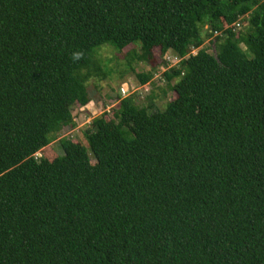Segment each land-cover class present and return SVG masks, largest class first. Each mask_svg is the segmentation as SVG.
Masks as SVG:
<instances>
[{"label":"trees","instance_id":"1","mask_svg":"<svg viewBox=\"0 0 264 264\" xmlns=\"http://www.w3.org/2000/svg\"><path fill=\"white\" fill-rule=\"evenodd\" d=\"M104 46L175 97L51 149ZM0 264H264V0H0Z\"/></svg>","mask_w":264,"mask_h":264},{"label":"rangeland","instance_id":"2","mask_svg":"<svg viewBox=\"0 0 264 264\" xmlns=\"http://www.w3.org/2000/svg\"><path fill=\"white\" fill-rule=\"evenodd\" d=\"M209 46L210 42L206 40L203 47L210 49L211 47ZM133 47L138 50L137 47ZM129 48L124 49L123 52H118L111 46H104L98 50V56L106 63L111 72L105 79L93 78L88 81L87 95L89 102L84 106L76 104L71 108L74 126H65L57 133L50 144L51 149L58 150L57 141L64 136L74 138L75 141H82L86 145L83 136L84 129L88 127L92 118L100 115L103 111H110V108L116 106L117 102H115V99L118 91L122 96L133 95L138 104H146V97L152 91L155 95L154 105L159 109L164 108L165 104L175 97V92L169 88L174 81L167 84L161 79L160 72L166 67L160 64L161 56L158 48L153 50L154 54L151 62H148V64L134 62L132 65L134 72H125V75L120 78L119 74L127 68L124 54ZM196 52L197 49L191 50L192 54ZM165 58L169 59L170 66L177 64L179 61L170 51L165 55ZM153 66L155 68L157 66V71L151 82L140 84L135 72H148ZM162 88L165 93H162ZM37 154L40 155V153Z\"/></svg>","mask_w":264,"mask_h":264}]
</instances>
